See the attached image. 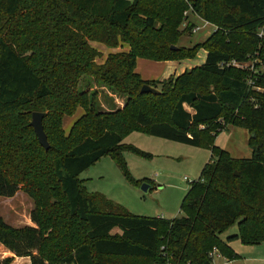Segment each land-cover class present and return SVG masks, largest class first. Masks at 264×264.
<instances>
[{"label": "trees", "instance_id": "16d2710c", "mask_svg": "<svg viewBox=\"0 0 264 264\" xmlns=\"http://www.w3.org/2000/svg\"><path fill=\"white\" fill-rule=\"evenodd\" d=\"M189 6L216 29L184 47L177 43L194 23L178 27ZM260 29L264 0H0V196L25 192L34 224L14 227L0 217V243L28 257L24 264H212L213 248L232 260L233 240L264 242V71L233 64H264ZM92 43L128 49L97 64ZM199 49L203 63L177 76L143 80L135 72L137 57L190 59ZM81 75L126 95L124 108L101 112L94 93L77 89ZM144 83L160 93H140ZM24 107L43 111L48 150ZM78 107L83 114L64 137L63 118ZM228 125L248 131L251 156L232 158L212 144L180 217L134 215L86 192L79 179L103 156L127 174L123 151L136 150L122 140L131 131L199 146ZM235 224L236 234L222 239Z\"/></svg>", "mask_w": 264, "mask_h": 264}, {"label": "rangeland", "instance_id": "374dc122", "mask_svg": "<svg viewBox=\"0 0 264 264\" xmlns=\"http://www.w3.org/2000/svg\"><path fill=\"white\" fill-rule=\"evenodd\" d=\"M183 17L185 19L178 27L179 31H182L188 23H194V26L190 31L181 35L177 43L179 46L192 47L194 44L202 42L216 29L213 23H209L191 12L190 6L183 11ZM193 28H196V31H193ZM259 33L260 36L262 33L264 35V30L260 29ZM92 46L101 53V57L96 59L97 64H102L109 53L124 50L120 48V50L113 51L110 50L113 48L107 47L109 50L102 51V48L96 43H92ZM203 58V49H199L193 58L169 62L137 57L135 72L146 80H163L179 75L184 69L188 70L193 66L201 65ZM249 62L233 63L234 68L249 71L257 63L258 70L264 71L262 61L252 58ZM176 68L178 69L176 70ZM77 89L87 90L89 94L94 93L97 108L101 112L123 109L127 98L124 94L114 92L100 83L92 81L86 75H81L79 78ZM20 111L29 112V118L33 112H39L38 110H28L27 107ZM82 114L83 109L78 107L72 117L65 116L63 118L62 134L64 137H67L73 121ZM218 130L221 131L216 133L211 142L208 137L203 136L199 146L151 136L141 130L131 131L122 140L124 144L130 145L136 150L123 151L127 174L123 173L110 156H103L84 170L79 175V179L82 180L86 192H98L134 215L161 216L166 219L180 217L182 215L180 204L190 184L198 179L202 167L210 160L209 147L212 144L225 150L232 158L240 159L251 156V149L248 145L249 133L244 127L228 125L218 128ZM54 140L55 138L53 142ZM146 179L149 180L150 188L144 192L140 186H137V181L145 182ZM32 208L31 198L22 190L13 199L0 196V217L11 226L20 227L26 224L30 220ZM115 230L112 233L117 231ZM236 232L235 224L222 233L221 238L225 239L226 236L236 234ZM229 244L237 254L234 262L224 263L222 258H219L221 260L216 258L212 264H264V242L247 245L239 240H233ZM163 248L164 246L161 244L159 250L162 251ZM135 261L139 262V260H125L128 264H133Z\"/></svg>", "mask_w": 264, "mask_h": 264}, {"label": "water", "instance_id": "95a60500", "mask_svg": "<svg viewBox=\"0 0 264 264\" xmlns=\"http://www.w3.org/2000/svg\"><path fill=\"white\" fill-rule=\"evenodd\" d=\"M171 48L175 49L176 47H171ZM140 93L159 94L160 90L153 85L144 83L140 88ZM42 117H43L42 112H33L31 114V121L29 124L33 128V131L37 137L39 144L43 147L44 150H48L50 145L47 141L46 134L43 130ZM149 188L150 185L147 182H142L140 184V189L144 192L149 190Z\"/></svg>", "mask_w": 264, "mask_h": 264}, {"label": "crops", "instance_id": "0c3cea01", "mask_svg": "<svg viewBox=\"0 0 264 264\" xmlns=\"http://www.w3.org/2000/svg\"><path fill=\"white\" fill-rule=\"evenodd\" d=\"M96 45H98V46H100V48H102V51H107V50H109L107 47H105V46H103V45H101V44H97L96 43ZM126 46L125 47H123V49L124 50H126ZM110 50H113V51H115V50H120V47H117V48H113V49H110ZM205 51H204V58H203V60L202 61H204V59H205ZM164 62H169V61H164ZM198 66V65H197ZM194 67V66H193ZM192 68V67H191ZM178 68H176V70H177ZM182 69H184V68H182ZM175 70V71H176ZM185 70V69H184ZM184 70H182V71H184ZM182 73V72H181ZM178 75V74H177ZM143 80H146V79H144V78H142ZM150 80H154V79H150ZM72 117V116H71ZM18 193H20V190L19 191H17L16 192V194L13 196V197H10V198H14V197H16L17 195H18ZM24 225H30V226H34V224L31 222V220H28V222H26V224H24ZM115 230V229H114ZM117 230V229H116ZM115 230V231H116ZM117 232V231H116ZM5 256H9V257H11L12 258V260H11V262L9 263V264H24V263H28L29 262V258L28 257H18V256H15L13 253H11L9 250H7L1 243H0V259H3ZM219 258H222L223 259V261L222 262H224V263H230V262H234L233 260L234 259H232V260H228V259H226V258H223V257H218L217 259H219ZM216 260V259H215ZM214 260V261H215ZM219 260H221V259H219ZM221 264H223V263H221Z\"/></svg>", "mask_w": 264, "mask_h": 264}, {"label": "built area", "instance_id": "2783aa9c", "mask_svg": "<svg viewBox=\"0 0 264 264\" xmlns=\"http://www.w3.org/2000/svg\"><path fill=\"white\" fill-rule=\"evenodd\" d=\"M192 30H193V31H196V28H193ZM209 257L211 258V261H212V263H213L214 260H215L216 258H218V257H221V255L219 254V252H218L215 248H213V249L209 252ZM165 264H183V263H181V262H176V263H174V262L171 261V259H167L166 262H165ZM186 264H189V263H186Z\"/></svg>", "mask_w": 264, "mask_h": 264}]
</instances>
